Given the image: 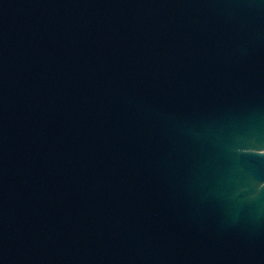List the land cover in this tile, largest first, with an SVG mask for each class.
Segmentation results:
<instances>
[{
  "label": "water",
  "instance_id": "1",
  "mask_svg": "<svg viewBox=\"0 0 264 264\" xmlns=\"http://www.w3.org/2000/svg\"><path fill=\"white\" fill-rule=\"evenodd\" d=\"M0 264H264V0H0Z\"/></svg>",
  "mask_w": 264,
  "mask_h": 264
}]
</instances>
